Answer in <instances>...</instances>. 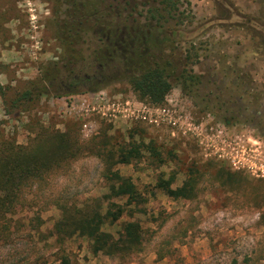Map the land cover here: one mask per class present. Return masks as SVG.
<instances>
[{
    "label": "rangeland",
    "instance_id": "obj_1",
    "mask_svg": "<svg viewBox=\"0 0 264 264\" xmlns=\"http://www.w3.org/2000/svg\"><path fill=\"white\" fill-rule=\"evenodd\" d=\"M89 2L129 13L126 25L150 31V57L196 83L173 81L152 104L126 81H108L110 70H87L76 74L97 79L94 91L74 87L54 96L52 87L67 82L61 75L38 94L39 68L64 54L67 13ZM174 6L156 19L159 0H0V132L24 145L40 127L52 128L77 142L75 157L32 185L9 215L0 264H60L62 257L68 264H264V0ZM98 37L82 31L77 41L97 45ZM27 89L28 100L14 105ZM121 105L133 114L122 116ZM131 147L138 156L113 163ZM106 169L127 177L143 198L140 209L130 215L126 206L101 226L114 238L124 222L141 228L138 243L110 254L91 252L81 236L53 233L62 206L79 213L104 210L107 201L123 204L104 197ZM187 177L194 179L187 197L159 186L171 178L174 189Z\"/></svg>",
    "mask_w": 264,
    "mask_h": 264
},
{
    "label": "trees",
    "instance_id": "obj_2",
    "mask_svg": "<svg viewBox=\"0 0 264 264\" xmlns=\"http://www.w3.org/2000/svg\"><path fill=\"white\" fill-rule=\"evenodd\" d=\"M159 4L162 10H158L156 15L152 14V18H161V13L169 16L175 9L174 0H159ZM122 12L110 6L99 10L92 2L75 6L68 12L67 20L63 22V38L66 42L61 45L64 54L58 60L48 61L39 68L35 87L40 83L43 86L37 93L46 94V87L52 86L61 75L67 82L55 84L51 94L58 97L72 93L73 90L66 92L63 86L78 79L77 72L87 70L97 73L110 70L108 81H126L138 99H145L152 104L163 101L173 81L182 86L196 83L194 75L183 72L176 75L170 69L169 62L153 60L149 53L152 48L150 31L126 25L125 21L130 14ZM82 31L89 32L91 36H100L98 38L101 43L83 46L77 41ZM90 77L93 79L91 83L81 86L82 89L77 93L95 90L98 81ZM29 93V89L23 90L12 103L15 105L20 100H28ZM76 152L77 142L67 131L40 127L24 145L0 132V239L8 235V217L27 199L28 189L60 163L74 158ZM138 153L137 147H131L121 151L113 163H128ZM106 171L104 178L109 182L105 199L123 198V204L107 201L104 210L93 207L79 213L69 212L62 206L59 219L53 223V233L64 238L81 236L88 241L91 252L110 254L138 243L141 228L135 221L124 222L114 238L109 232L103 231L101 226L106 222L113 223L126 206L130 207L127 211L131 215L135 209H140L136 207L143 198L127 177L120 176L117 171ZM170 180L159 184L170 196L187 197L193 190L192 177H187L174 189L168 186ZM60 264L68 262L62 257Z\"/></svg>",
    "mask_w": 264,
    "mask_h": 264
},
{
    "label": "flooded vegetation",
    "instance_id": "obj_3",
    "mask_svg": "<svg viewBox=\"0 0 264 264\" xmlns=\"http://www.w3.org/2000/svg\"><path fill=\"white\" fill-rule=\"evenodd\" d=\"M92 80L93 79H91L90 75H84L83 79H81V80L75 79L73 82H69L66 85H64L63 88L65 90H68V89L74 88V87L85 86V85L90 84ZM95 80L97 81V79H95Z\"/></svg>",
    "mask_w": 264,
    "mask_h": 264
},
{
    "label": "built area",
    "instance_id": "obj_4",
    "mask_svg": "<svg viewBox=\"0 0 264 264\" xmlns=\"http://www.w3.org/2000/svg\"><path fill=\"white\" fill-rule=\"evenodd\" d=\"M125 103L127 104V102H125ZM116 107H117V106H116ZM121 110H122V112H123V115H122V116H125V117H126L128 111H130L128 107L123 106V105H121ZM111 111H112V112H113V111L119 112L120 110H117L116 108H114V109L112 108ZM161 111H162V113H163L164 109L162 108ZM130 113L133 114V111H130ZM101 114L104 115V116H108V117H115V114H113V113L105 114V112H101ZM136 117H137V115L135 114V115H134V118H136ZM142 118H144V117H142ZM149 121H151V122H153V123H155V124H158V123H159V121H158L156 118L149 119Z\"/></svg>",
    "mask_w": 264,
    "mask_h": 264
}]
</instances>
